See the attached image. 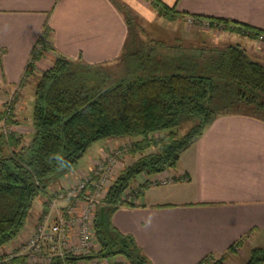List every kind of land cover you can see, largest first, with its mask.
<instances>
[{"label": "crops", "instance_id": "0c3cea01", "mask_svg": "<svg viewBox=\"0 0 264 264\" xmlns=\"http://www.w3.org/2000/svg\"><path fill=\"white\" fill-rule=\"evenodd\" d=\"M159 1L186 16L225 19L264 30V0ZM185 17L166 18L152 0H0V109L11 91L21 87L13 124L23 139L31 136L29 99L33 109L36 80L59 55L114 79L136 69L137 57L149 47L158 53L157 61L173 72L202 69L205 60L217 57L218 49L231 45L242 46L251 60L264 65V41L231 31L214 42L200 41L202 36L187 26ZM134 20L145 30L160 26L167 35L150 33L147 48L140 47L137 31L133 39L128 24ZM46 26V48L28 73L35 50L42 49L39 41ZM116 68L120 74L109 72ZM69 175L73 174L52 178L56 191L49 181L45 196L57 199L58 188L65 192L70 186ZM167 177L175 181L162 188L150 183L140 197L132 198L135 206L121 207L112 217L113 226L132 236L152 264H198L208 255H224L243 238L236 258L247 253L249 259L252 249L264 246L263 120L219 114L174 167L147 179ZM45 198L39 199L38 207L34 204L33 209L38 208L34 219L29 216L19 236L4 249H16L31 237L28 226L35 227L46 217L44 207L49 209Z\"/></svg>", "mask_w": 264, "mask_h": 264}, {"label": "trees", "instance_id": "16d2710c", "mask_svg": "<svg viewBox=\"0 0 264 264\" xmlns=\"http://www.w3.org/2000/svg\"><path fill=\"white\" fill-rule=\"evenodd\" d=\"M152 2L170 20L186 16L159 0ZM191 17L223 24L224 30L252 39L263 37L264 41V30L225 19ZM48 33L46 26L39 41L42 49L35 50L28 73L43 54ZM216 52L217 57L205 60L208 64L203 62L202 69L184 72L167 70L156 59L154 69L146 75H141L147 72H141L143 55L139 54L137 68L117 79L59 55L36 84L31 140L25 144L23 137L0 133V153L3 146L10 147V154L0 156V248L19 236L36 200L45 193L46 182L74 170L97 142L126 138L132 140L130 156L134 161L120 172L98 209V248L92 252L98 258L123 256L130 264H152L134 238L112 224L118 209L135 206L124 198L126 190L141 174L146 179L174 167L181 153L219 114L240 113L264 121V65L251 60L240 45ZM13 115L11 111L9 123ZM190 120L194 125L180 135V125ZM140 195L142 191L134 198ZM101 207L105 209L103 224ZM244 241H237L224 255H208L198 264H226L224 257L237 252ZM80 260L55 257L48 264H77ZM12 263L31 264L23 256ZM245 264H264V246L252 249Z\"/></svg>", "mask_w": 264, "mask_h": 264}, {"label": "rangeland", "instance_id": "374dc122", "mask_svg": "<svg viewBox=\"0 0 264 264\" xmlns=\"http://www.w3.org/2000/svg\"><path fill=\"white\" fill-rule=\"evenodd\" d=\"M185 19H186L185 22L189 28H194L197 30L198 33H200V34H198V35L202 36V38H201L202 40H200V41H204V42L207 41L208 43L212 42V41L214 42V41L219 39L218 36L230 34V32H228V30H224L223 24L212 23L209 20H199V19H196V18L190 17V16H186ZM128 22H129L128 24H129L130 29H132L133 39H135V37H134L135 31H137V33H138V40L137 41L140 44L139 45L140 47L146 46V48H147L146 44H148V42H150V35H149L150 33L153 36L160 37V38L166 37L165 35H167V31L164 30L163 28H161L160 26H157V25L149 26L150 29L145 30L142 27H140L135 20L133 22L132 21H128ZM134 26H136L135 29L133 28ZM225 33H228V34H225ZM206 37H209L212 40L211 39L206 40ZM258 40L263 41L262 39H258ZM153 42L154 41H151V43H153ZM223 42L226 43L227 41L223 40ZM143 44H145V45H143ZM231 46H233V45H231ZM207 47L209 48L210 46H207ZM153 48L154 47L147 48L145 53L142 54L143 55L142 59H140L142 61V63H140V62L139 63H140V67L142 69H144V71L141 69L142 70L141 72H147V73H141V75L142 74L143 75L150 74L148 72H151L155 67V65L153 63L156 60L155 54H158V53L156 52L153 54L152 51L148 50V49H153ZM222 48L223 47L221 46V49ZM225 48H227V46ZM225 48H223V49H225ZM241 48H243V47L241 46ZM204 50H206V49H204ZM218 50H220V49H218ZM204 64H208V63L204 62ZM109 72L113 73V74L115 73L116 75L120 74V71L117 68H116V70L114 69L112 72L111 71H109ZM160 74H162V73H160ZM203 74H206V73H203ZM136 79H134V80H136ZM106 80H108V79L106 78ZM36 81H38V79ZM109 82H110V79L108 80V83ZM108 86H110V85H108ZM21 97H22L21 87H17L16 89H13L9 95V98H7V101L3 104V106L0 109L1 114L2 113L6 114V116H4V117L0 116V133L5 134L6 136L15 135L16 137H22V136H19L17 134V132L14 128V124H13V122L15 121L14 115L9 117L13 121L12 123H9L7 120L10 112L12 111L14 113V111L17 110V105L20 106L21 103L18 102V100L21 99ZM28 110L31 114V110H32L31 99H29ZM22 112L24 115H26V110H23ZM193 125H194L193 120L183 122L179 127L180 135H184L185 133H187L188 130H190V128ZM31 136H29L27 139H24L25 144H27V142H29V140H31ZM131 142H132V140L126 139V138H112V139H106V140H103V141H100V142H97L96 144H94L93 147L90 148V150H88V152L85 154V156L80 160V162L76 166V168L74 170L70 171L73 175L72 176L69 175V179L72 178L70 180L71 183H70L69 188H71V189L69 191H72V193H70V196H67V197L61 199L63 201L60 200V202L57 203L58 206L56 207V209H53L51 211L50 204L52 201L50 200V198H48V196H45V193H43L36 200L35 203H37L36 205L38 207L39 205H41V204H39V199H43L44 197L47 198L46 204L48 205L49 209L45 210L46 207H44V209L42 210L43 211L42 214H43V216H49V223H54L56 221V219H58L60 213H62V212L66 213L67 209L73 203L75 205L74 212L76 214L79 215V214L84 213L85 209H87L90 205L89 202L86 201L85 197H87L88 195L92 196V195L97 193L98 196H96V198H95V202H94L95 206L93 207V215H94L95 220L92 224L94 243H95V245H97L95 226H96V220L98 219V216H97V214L99 212L98 209L103 204L102 201H103L104 197L107 195L110 187L113 185L114 181L119 176L120 172L126 166L130 165L134 161V158L132 156H130V149H131L130 143ZM1 151L2 152L0 153V156H7L8 154H10V147L5 145V146H3ZM117 151H119L118 154H114L115 152L117 153ZM115 157H116L115 167L111 171L108 172V174L106 175V180L103 182V184L101 186L99 185L100 188L99 187L94 188V186L90 185L82 193L79 192L81 197H80V200H77L78 198H75L74 195L78 193V188L80 187L81 183L83 182V179L85 177H87L88 175H94V180L97 181L98 177H100V175H96L95 172L98 171L100 169V167H105L108 164L110 158H115ZM74 171H76V173ZM56 177H58V176H56ZM144 177L145 176L142 174L137 177V179L131 184L130 188L128 190H126V192L124 194L125 199H128L131 201V200H133L132 197L134 195L137 196L143 190V187L146 183V181H143V179H145ZM164 179H169V177L164 178ZM49 181L51 184L49 183L48 186L51 188V190L54 193L55 189H54V183L52 182L53 180L51 179ZM48 182H46L45 184L47 185ZM55 186L58 187V184H56ZM162 187H165V186H162V185L157 186V188H162ZM141 188H142V190H141ZM58 189H59L58 192L62 191V189H60V188H58ZM47 192H49V189L47 190ZM33 208H34V206H33ZM33 208H32V211L30 213L31 219H34V217L38 211L37 210L38 208L35 210ZM38 224L39 223L37 222V225L35 227H34V225H32V226L30 225V227L28 226V228H30L34 233ZM33 233H32V235H33ZM78 238H79V235L77 233V230L74 228L71 235H70V240H69L70 242L69 243L73 244V243L77 242ZM22 243H24V240L22 241ZM97 248H98V246H97ZM239 251H240V249H238V251L235 253L232 252L230 254H227L224 257V262L226 264H245L249 260L247 257L248 254L245 253V254H242V256H240L239 258H236L237 254H239ZM16 252H17V250L13 249L11 247H9L7 249H4V247L0 248V261L6 260V262L0 263V264H13L12 260L14 258H11V255H14ZM47 256L44 260H41V261H39L37 259H35V260L30 259L29 260L28 257H26V256H24V257L31 264H48L52 261V259H50ZM81 256H90L91 257V258L89 257L90 259H88L86 262H84L82 264H93V263H91L92 258L93 259L98 258V257H96V252L95 253L91 252L89 255H81ZM19 257H22V256H19ZM106 258L110 259V261L115 262L118 260L119 262H121L123 264H130L129 261L123 256H115V257L113 256V257H106ZM98 259H103V258H98Z\"/></svg>", "mask_w": 264, "mask_h": 264}, {"label": "built area", "instance_id": "2783aa9c", "mask_svg": "<svg viewBox=\"0 0 264 264\" xmlns=\"http://www.w3.org/2000/svg\"><path fill=\"white\" fill-rule=\"evenodd\" d=\"M261 37L260 39H262ZM115 152L114 154H118ZM116 164V157L110 158L108 164L105 167H100L98 171L95 172L96 175H100L98 180H94V175H88L83 179L80 187L78 188V193L74 195L77 200H80V193L86 190L90 185L94 188L99 187L106 180V175L111 171ZM144 181L149 182L153 185H167L175 181L174 178L169 179H144ZM100 188V187H99ZM71 188L68 187L66 191H59L57 194V199L51 202L50 209H56L57 202L67 196H70L72 191H69ZM142 190V188H141ZM74 191V190H73ZM80 192V193H79ZM97 194V193H96ZM85 197L86 201L89 202V207L85 209L84 213L76 214L74 212L75 205L74 203L67 209L66 213H60L58 219L54 223H49V216H46L41 222H39L36 227L33 235L28 238L24 243H21L17 248V252L14 255H11V258L17 256H26L28 259H37L39 261L44 260L47 257L53 259L58 257L63 259L66 256L73 257H90V256H81L89 255L92 251L96 250L97 247L94 243L93 237V228L92 224L94 222L93 207L95 206V198L98 194ZM135 196V195H134ZM133 196V197H134ZM132 197V198H133ZM76 201V200H75ZM77 230L79 238L77 242L71 244L70 235L73 229ZM49 259V260H50ZM6 260L0 261L4 263ZM93 264H123L117 261H110V259H93Z\"/></svg>", "mask_w": 264, "mask_h": 264}, {"label": "water", "instance_id": "95a60500", "mask_svg": "<svg viewBox=\"0 0 264 264\" xmlns=\"http://www.w3.org/2000/svg\"><path fill=\"white\" fill-rule=\"evenodd\" d=\"M104 218H105V209L104 207H101L100 209V222L101 224L104 223ZM85 257H79V259H84Z\"/></svg>", "mask_w": 264, "mask_h": 264}]
</instances>
